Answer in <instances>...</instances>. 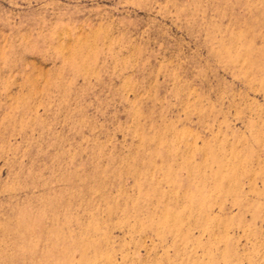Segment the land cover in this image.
<instances>
[{
  "label": "rangeland",
  "instance_id": "374dc122",
  "mask_svg": "<svg viewBox=\"0 0 264 264\" xmlns=\"http://www.w3.org/2000/svg\"><path fill=\"white\" fill-rule=\"evenodd\" d=\"M0 264H264V0H0Z\"/></svg>",
  "mask_w": 264,
  "mask_h": 264
}]
</instances>
